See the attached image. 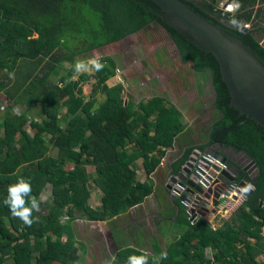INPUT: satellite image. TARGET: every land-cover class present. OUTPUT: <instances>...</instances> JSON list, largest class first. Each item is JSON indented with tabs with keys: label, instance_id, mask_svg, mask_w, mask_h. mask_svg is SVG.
Returning <instances> with one entry per match:
<instances>
[{
	"label": "trees",
	"instance_id": "obj_1",
	"mask_svg": "<svg viewBox=\"0 0 264 264\" xmlns=\"http://www.w3.org/2000/svg\"><path fill=\"white\" fill-rule=\"evenodd\" d=\"M183 1L240 38L264 62V46L255 37L263 29L244 31L222 20H235L238 26L252 23L262 17L257 6L264 0H229L240 5L235 15L219 10L215 2L207 1L205 8L197 0ZM161 10L153 0H0V95L8 100L7 109L0 111V264L75 263L79 260L76 218L99 222L126 216L155 194L152 176L186 131L183 112L163 96L148 102L126 101L122 83H107L117 71L109 58L101 61L103 70L94 76L73 79L77 56L118 43L153 23L172 35L184 63H193L197 72L212 73L214 105L222 115L205 144L187 145L173 174L181 176L195 149L212 151L237 172V182H249L254 189L220 223L207 216L192 221L179 198L177 223L183 231L168 241L166 259L148 255V264H264L259 259L264 253V127L231 105L217 58L188 41L160 16ZM64 62L72 66L61 73ZM52 76L58 78L56 83ZM91 78L95 81L87 98L84 85ZM100 94L106 99L95 108ZM15 106L23 111L15 112ZM64 108L72 116L68 129L58 123ZM32 112L37 119L31 118ZM46 134L56 156L50 154ZM229 150L244 152L255 162L253 176ZM140 160L146 181L136 166ZM68 163L71 170L66 169ZM88 164L95 168L92 180ZM21 177L30 181L32 195L41 201L31 226L4 204L8 186ZM91 181L103 193L101 209L91 205ZM48 186L49 198L42 201ZM144 253L140 246L123 247L113 264H126L129 256Z\"/></svg>",
	"mask_w": 264,
	"mask_h": 264
},
{
	"label": "rangeland",
	"instance_id": "obj_2",
	"mask_svg": "<svg viewBox=\"0 0 264 264\" xmlns=\"http://www.w3.org/2000/svg\"><path fill=\"white\" fill-rule=\"evenodd\" d=\"M207 1L215 2L214 5L219 10L228 13L234 12L231 13L232 15H235L240 7L237 2L229 0H197L205 8ZM257 7H260L262 17L256 18V21L252 23L250 21L246 25L238 26L233 25V20L231 19L227 20L223 17L222 20L227 25L235 28H262L263 31L257 33L255 37L264 46V5ZM90 57H96L100 62L104 58H109L115 62L117 65L116 75L110 78L107 83L109 86L122 83L124 86L123 96L126 101L132 99L136 103L141 101L148 102L155 96H169L171 102H176L179 105L181 112L184 110L186 131L179 138L174 148L170 149L167 154V156L174 158L172 161L173 165L169 168L170 170H174V164L184 156L187 145H202L207 142L212 125L222 116L214 105L215 90L212 84V73L197 72L193 63H184L172 35L163 27L153 23L118 43L105 45L88 55L77 56L76 61ZM71 66L64 62V66H61L63 67L61 73H64L67 69L69 70ZM89 74L94 76L96 71L81 74L75 73L73 79L78 80L81 75ZM57 80V77H51L53 83H56ZM93 81H95L94 78H91L84 85V94L87 98L91 93ZM11 91L10 89V93ZM105 99L106 95L100 94L95 108H98ZM15 107V112L23 111L20 106ZM71 117L67 108H64L58 122L59 125L64 129H68ZM31 118H38L35 112L31 113ZM29 131L31 134L34 133L31 128H29ZM45 138L46 144L51 147L50 154L56 156L57 149L50 144L51 136L46 134ZM133 148H135L134 145L130 147V150ZM235 156L236 154L231 157L234 159ZM238 161L246 167L249 160H244L240 157ZM136 166L140 171H143L145 167L144 160H140ZM72 168L73 165L68 163L66 169L71 170ZM86 170L90 174L91 180L96 177L93 166L88 164ZM163 179L165 183L167 176L164 173ZM89 187L92 194L91 205L96 209L103 208L102 191L93 181L89 182ZM164 189L165 187L163 186L144 205L132 210L126 216L99 222L89 221L86 218H76L73 221V225L78 240L79 260L71 264H113L118 251L127 246L143 247L149 256L160 259L161 253L168 248V241L183 231L182 226L177 223L181 210L170 199V196L175 197V194L171 189V194L166 193ZM47 198H49V191L42 195V201H46ZM177 199L179 200V198ZM240 199L244 200V198ZM227 203L237 204L239 200H223L221 201V206ZM221 206L217 209L221 208ZM219 213L216 216V221L223 218L221 217L223 214ZM67 217L68 215L65 216V218ZM208 219L216 222L213 218L209 217ZM144 241L147 243H144ZM259 259L264 261V253L260 255ZM54 264L62 263L55 262Z\"/></svg>",
	"mask_w": 264,
	"mask_h": 264
},
{
	"label": "water",
	"instance_id": "obj_3",
	"mask_svg": "<svg viewBox=\"0 0 264 264\" xmlns=\"http://www.w3.org/2000/svg\"><path fill=\"white\" fill-rule=\"evenodd\" d=\"M153 1L162 9L159 14L166 22L188 41L217 58L222 78L230 91L231 105L264 127V62L240 38L217 27L183 0ZM243 30L247 31V27ZM240 154L247 156L244 152ZM228 177L236 181L229 174ZM188 184L192 188L191 193L196 194L195 206L203 205L201 216L206 217L212 208L220 206L222 189H209L205 192L193 180L188 181ZM226 187L224 185L223 189ZM241 187L246 188L247 185L241 184ZM252 193L253 189H248L245 199ZM182 200L190 202L186 195Z\"/></svg>",
	"mask_w": 264,
	"mask_h": 264
},
{
	"label": "built area",
	"instance_id": "obj_4",
	"mask_svg": "<svg viewBox=\"0 0 264 264\" xmlns=\"http://www.w3.org/2000/svg\"><path fill=\"white\" fill-rule=\"evenodd\" d=\"M0 111L3 112L8 107V100L0 95ZM6 99V100H5ZM190 171L189 173H185L183 176L184 179L177 180L176 182H171L170 189L174 192L175 197L182 199L184 197L185 192L192 189L188 184V181L193 180L196 185L201 186L205 192L209 189H222L221 199L220 201L226 200L230 201L238 200L240 198H244L248 189L253 188V185L249 182H237V172L232 170L229 164L226 162L223 157L217 155L212 151L203 152L199 149H195L190 156V160L184 166V170ZM255 166L254 164L249 165V171L251 176L254 175ZM228 174L233 178H236V181L230 180ZM241 184H246V188H242ZM227 187L223 189V186ZM196 197V194H192ZM196 198L194 202L184 201V205L187 207V215L192 221L198 218L200 212H202L203 205L201 204L199 207L195 206ZM215 227V224L213 225Z\"/></svg>",
	"mask_w": 264,
	"mask_h": 264
},
{
	"label": "clouds",
	"instance_id": "obj_5",
	"mask_svg": "<svg viewBox=\"0 0 264 264\" xmlns=\"http://www.w3.org/2000/svg\"><path fill=\"white\" fill-rule=\"evenodd\" d=\"M231 13H234V12H231ZM232 23L233 25H236L238 22L233 20ZM103 67L104 65L100 62L99 59H97L96 57H90L85 60H77L74 65V72L76 74L91 73L92 71H102ZM216 154L218 155V153ZM234 160L236 159L234 158ZM252 162L253 161H251V163ZM244 169H247L246 171H248L249 165L244 167ZM252 189H254V186ZM7 192H8V195L4 199V204L8 206L11 214L14 217L19 218L25 225L31 226V224L34 222L32 213L33 211H36V212L40 211L41 201L32 195V188H31L30 181L25 180L23 177H21L18 179L16 183L8 186ZM244 200H245V197H244ZM218 207L211 209V211L212 210L217 211ZM161 258L166 259L167 254L161 253ZM126 264H148V254L144 253V254H141L140 256L131 255L128 257Z\"/></svg>",
	"mask_w": 264,
	"mask_h": 264
},
{
	"label": "crops",
	"instance_id": "obj_6",
	"mask_svg": "<svg viewBox=\"0 0 264 264\" xmlns=\"http://www.w3.org/2000/svg\"><path fill=\"white\" fill-rule=\"evenodd\" d=\"M263 16H264V14H263ZM165 97H168V98H170L169 96H165ZM172 103L173 104H175L177 107H178V109L179 110H181V108L179 107V105L175 102H173L172 101ZM182 112H184V110H182ZM184 114V113H183ZM185 123V122H184ZM178 142V141H177ZM177 144V143H176ZM227 153H230V155L232 156V155H235L236 154V152H232V150H229V151H227ZM240 157H242V159H244V160H248V157H246L245 155H243V154H236V156H235V159L238 161V159L240 158ZM246 158V159H245ZM173 159L174 158H172L171 156H167L165 159H164V163L162 164V166L156 171V173L155 174H153V176H152V178L154 179V181L156 182V192L155 193H157L160 189H162V187L164 186L165 187V191H166V193H168V194H171L170 192V182H176L178 179L179 180H183L184 179V175H185V173L187 174L188 172L187 171H185V170H183V172H182V174H181V176H177V175H174L173 174V170H170L169 168L173 165L172 163V161H173ZM190 160V159H189ZM248 165H250L251 164V160H249L248 162ZM168 172H170V173H168V175H167V173ZM143 173H145V174H143ZM163 173L167 176V181L164 183V179H163ZM139 174H140V179L142 180V181H146L147 180V172H146V170H145V167H144V169H143V171H140L139 170ZM171 180V181H170ZM46 191H49V194H50V186H48L47 188H46V190H45V192ZM44 192V193H45ZM186 194H184V195H186V197L190 200V202H194L195 201V196H193L192 195V193H191V189L190 190H188V188H187V192H185ZM171 198V202L172 203H174L175 204V206L176 205H178V199L177 198H175V197H172V196H170ZM239 200V203H237V204H232V203H227V204H223L222 205V207L220 208V209H218L217 211H214V210H212L210 213H208L207 214V217L209 218H213V220L214 221H216V216L218 215V213L219 214H223L221 217H223L222 219H226V218H229L232 214H233V212L243 203V201L244 200H241V199H238ZM148 201V200H147ZM146 201V202H147ZM234 207V208H233ZM224 212V213H223ZM221 219V220H222ZM221 220H219V221H216V222H218V223H220V222H222ZM263 233H264V231H263Z\"/></svg>",
	"mask_w": 264,
	"mask_h": 264
},
{
	"label": "bare ground",
	"instance_id": "obj_7",
	"mask_svg": "<svg viewBox=\"0 0 264 264\" xmlns=\"http://www.w3.org/2000/svg\"><path fill=\"white\" fill-rule=\"evenodd\" d=\"M247 193V192H246Z\"/></svg>",
	"mask_w": 264,
	"mask_h": 264
}]
</instances>
